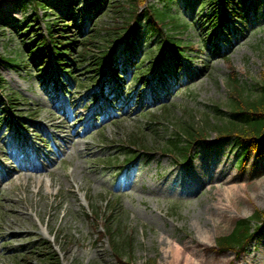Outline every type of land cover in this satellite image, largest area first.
Masks as SVG:
<instances>
[{"label": "rangeland", "instance_id": "374dc122", "mask_svg": "<svg viewBox=\"0 0 264 264\" xmlns=\"http://www.w3.org/2000/svg\"><path fill=\"white\" fill-rule=\"evenodd\" d=\"M47 1L49 8L44 10L35 9L33 4L24 8L18 0H0V56L19 65L16 68L0 62V75L8 86L9 95L14 92L22 98V105L13 112L15 118L25 120L22 122L29 126L25 130H0V173L8 172L10 168L14 175L11 179L0 176V264H116L108 240L98 242L102 227L96 221H90L88 213L92 207L107 210L118 199L119 210L124 215L123 223L136 242L135 252L131 255L133 261L128 264H162L161 256L169 249L163 244L165 239L178 246L179 241L191 235H202L207 229L210 231L211 257H237L235 252H220L216 240L229 234L236 220L249 218L254 210L264 212V153H251L241 172L236 148L224 144L211 151L204 147L197 149L188 169L172 167L174 159L163 155L154 138L147 135L148 149H137L134 153L140 155L141 164L131 168L123 177L112 176L102 169L100 157L114 155L118 160L120 156L115 157V154L120 152L121 145L134 134H140L141 130L159 128L163 134L173 132L176 125L173 120L169 123L161 121L160 125L151 123L164 118V106H172L178 118L186 111H192L199 122L204 119L205 108L219 105L224 109L229 97L228 60L242 81L254 84L260 78L264 61V0H258L259 12L253 11L251 5L256 2L253 0H248L245 7H239L238 12L242 14L244 10L249 11L247 19L234 12L239 2L231 5L227 15L223 14L224 27L218 24L221 14L216 13V6L205 5L204 0H176L173 13L180 15V21L189 26L187 31L175 34L184 42L182 49L186 59L181 61V71L165 78L159 70L161 63L157 67L158 59H151L147 67L155 66L151 75L146 76L147 81L129 88L134 75L127 68L123 82L131 93L124 96L121 107L108 99L105 107L112 108L111 117L105 120L95 112L93 122H89L93 128L85 135L87 123L82 126L78 117H91L89 114L95 108L92 98L95 94L97 99L103 97V85L110 75L101 79L90 76L86 87L73 86L70 96H64L60 89L57 94H50L49 91L53 90L45 91L33 71L24 67L22 62L14 61L24 38L13 33V25L23 27L32 23L37 13L35 28L46 35L56 14L74 8L67 0ZM148 1L164 9L160 0ZM87 6L85 2L81 8ZM110 12L100 21L105 32L113 30L117 20L126 16L116 17V10ZM225 22L228 26L224 25ZM30 36L32 34L26 33V38ZM156 38H150L145 49L155 51L153 40ZM189 44L193 49L186 46ZM217 50L218 55H213ZM111 52L113 56L116 54L115 49ZM51 69L56 71V66ZM76 72L88 75L84 67ZM176 76L177 88L174 86L177 82L172 79ZM60 101L66 103L68 122L67 116L54 109ZM54 117L59 119L51 120ZM60 125H68L67 131H76L77 144L72 148L70 145L65 148L62 138L66 134L58 128ZM45 130L49 134H45ZM16 132L28 136L30 147L26 152L18 149ZM209 136L210 141L217 139L213 132ZM45 139H49L48 144L43 142ZM9 142L10 150L7 149ZM35 146L44 153L49 150L55 153L57 150L53 146H60L64 152L51 154L56 164L50 168V175L33 174L34 178L29 179L27 173L19 172V163H27L25 158ZM6 165L10 166L7 168ZM118 177H121L120 184L111 183L119 180ZM194 177L202 179L205 184L213 178L215 186L208 184L202 188L198 182L193 185ZM227 189L232 190L230 202ZM222 199L223 206L229 207L231 219L220 225L221 219L215 216L214 209ZM50 245L55 250L51 253L53 261H44L43 253ZM240 258L253 264H264V230Z\"/></svg>", "mask_w": 264, "mask_h": 264}, {"label": "trees", "instance_id": "16d2710c", "mask_svg": "<svg viewBox=\"0 0 264 264\" xmlns=\"http://www.w3.org/2000/svg\"><path fill=\"white\" fill-rule=\"evenodd\" d=\"M126 1L130 7L117 5L116 8L119 12L124 11L128 13V24L141 17H145L148 21V25L154 24L159 27L160 31L164 29L163 26H173L174 29L182 27L177 19L171 16L172 10L170 8L160 10L151 6L140 14V8L144 6L146 0ZM168 1L170 0L166 2ZM170 3L171 1L167 4L165 3L166 7H170ZM38 5L42 8H46L44 2H40ZM106 5L105 0H99L97 2V7H91L89 15L95 13L93 18L95 20L100 18L106 9ZM222 6H227V0H222ZM67 18L70 17L67 16L66 19ZM60 19L61 18H58V21H60ZM65 22L67 21H60L61 25L58 24L59 22H54L49 29L50 38L55 48V59L60 70L63 71H68L69 68H73L71 66V61L67 59L68 57L73 58L75 62L83 66L87 63L89 65L101 66L104 64L105 57L100 58L98 56L95 57L96 55H90L94 46L98 47V49H102L101 45H103V43L112 44L116 38H122L127 30V27H125L120 30L109 31L108 34L102 36L98 41L97 39L100 37L102 30L95 34H93L94 31H92V33H85L83 25L73 20L71 24H74L75 28L79 30L80 36L85 38L80 42L78 37L70 36L71 33H73L71 24H66ZM70 37L74 38L72 39ZM42 45L43 40H41V42L38 40L33 44L24 46L25 52L30 51V55L27 56L30 66L37 67L40 61H42L46 55H49L46 48L42 49ZM30 56H32V58ZM92 59L96 62H92ZM230 68L232 71L227 80L229 97L226 107H224L226 110H223L222 106L219 105H214L205 109L204 119L201 125L196 122V118L192 113H188L184 118L177 120L175 133L171 134L170 138H168L165 143L163 141L164 138L159 136V131L155 130L152 135H154L156 140H161L158 142L159 146H162L165 151L187 160L192 146L196 142L205 141L208 137V133L214 131L219 137H223L226 140H234L238 148L242 150L240 164H244L247 156L253 150H258L260 153L264 151V61L260 80L252 87L247 83H243L238 78L236 71L233 70L231 66ZM43 69L44 71L46 70L43 66L39 71ZM69 73L73 77L78 78L75 75L74 68L71 69ZM10 98L11 97L8 98L9 101H12ZM0 103H3L2 96H0ZM165 113H168V121L173 119L171 118V110H169V108H165ZM212 118H214L215 121H212ZM2 122H5V120H0V124H2ZM143 140L144 137L140 136L137 140H131L130 143L133 145L142 144ZM106 221L110 224L107 231L111 236L112 251L116 258L122 261L127 257L128 253L133 251L132 238L124 237V234H122L120 230L121 225L119 223L115 225L116 222L114 221L113 215L106 218ZM263 221L264 212L260 211H256L249 219L239 220L230 235L224 236L218 240V246L222 250H243L258 230V224ZM119 232L121 233L120 237L118 236Z\"/></svg>", "mask_w": 264, "mask_h": 264}, {"label": "bare ground", "instance_id": "6f19581e", "mask_svg": "<svg viewBox=\"0 0 264 264\" xmlns=\"http://www.w3.org/2000/svg\"><path fill=\"white\" fill-rule=\"evenodd\" d=\"M61 107H64V104L61 103ZM89 118V119H88ZM57 119L56 117L53 118V120ZM88 119V120H87ZM91 119V117H86L83 118L82 115L79 116V120L83 122H89V120ZM58 128H62V129H66V127H62V126H58ZM67 133V136H65L68 141L65 143L68 144H75L76 143V132L74 130L70 131V133ZM67 145V144H66ZM64 151H62L61 149L57 150L55 153L50 152V154L53 155H57V154H63ZM77 157H81V154L78 152L77 153ZM36 162L33 164H29L28 169L27 168H23L24 171L27 172H35L36 174H43L46 172H49L48 167H53L55 164V161H52L51 156L49 157V155H44L41 156L39 153L36 155ZM39 160L42 161L41 164H39ZM43 165V166H41ZM8 167V166H7ZM20 172H22V170H20ZM29 172V173H30ZM92 172V171H91ZM6 176L12 178L13 172L10 170L6 173ZM32 177L31 174H29V179ZM41 180H38V182L40 183ZM193 185H195V183L198 182V184H202V188L203 185L208 186V184L215 186L213 183L215 182V180H213V178H211L209 180V182H207L206 184L203 183L202 179H199L197 177L193 178ZM220 187H218L219 189ZM227 194H228V202L231 201V192L232 190L227 189ZM222 197V196H221ZM223 199L218 202V206L214 209V213L216 217H219L221 219V221L219 222V224H224L226 222H229L231 219V216H229L228 214V210L229 207L228 206H223L222 204ZM180 244L178 246L173 245V243H169L167 239H165L163 241V244L167 245V247L169 249H166L164 254L161 256L162 259V264H253L254 262L252 261H243V258L239 257H234L232 259L230 258H225V259H221L219 257H211L210 256V250H211V246H210V231L207 229L206 231H204V233L202 235H191L186 237L184 240L179 241Z\"/></svg>", "mask_w": 264, "mask_h": 264}]
</instances>
